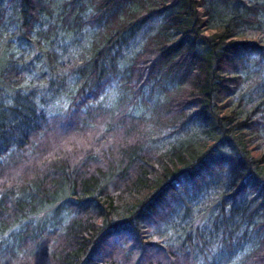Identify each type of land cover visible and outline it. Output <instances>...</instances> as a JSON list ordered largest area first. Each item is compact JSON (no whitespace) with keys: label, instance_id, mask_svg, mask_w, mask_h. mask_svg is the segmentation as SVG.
Segmentation results:
<instances>
[{"label":"trees","instance_id":"obj_1","mask_svg":"<svg viewBox=\"0 0 264 264\" xmlns=\"http://www.w3.org/2000/svg\"><path fill=\"white\" fill-rule=\"evenodd\" d=\"M234 262L264 264V0H0V264Z\"/></svg>","mask_w":264,"mask_h":264},{"label":"snow or ice","instance_id":"obj_2","mask_svg":"<svg viewBox=\"0 0 264 264\" xmlns=\"http://www.w3.org/2000/svg\"><path fill=\"white\" fill-rule=\"evenodd\" d=\"M238 259V258H237ZM234 264H236V262H234Z\"/></svg>","mask_w":264,"mask_h":264}]
</instances>
